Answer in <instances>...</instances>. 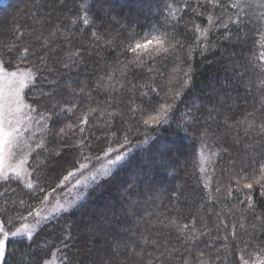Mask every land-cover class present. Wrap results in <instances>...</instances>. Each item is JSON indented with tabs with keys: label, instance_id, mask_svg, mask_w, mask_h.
<instances>
[{
	"label": "trees",
	"instance_id": "trees-1",
	"mask_svg": "<svg viewBox=\"0 0 264 264\" xmlns=\"http://www.w3.org/2000/svg\"><path fill=\"white\" fill-rule=\"evenodd\" d=\"M220 2L223 8H213L206 0H111L104 12L95 6L89 12L102 17V28L99 19L89 26L76 19L82 14L81 0H64L63 4L59 0L3 3L0 58L10 63L7 70L11 72L28 76L29 69L32 73L38 66L41 69L35 86H26L23 93L25 103L35 109L30 112L34 127L24 139L28 175L10 174L6 180L0 179V220L5 221L8 231L35 220L36 216H28L29 210L45 212L54 197L63 195L76 181V175L87 173V178L90 171H104L107 165L100 166L105 158L103 151L109 143L117 147V139L123 143L124 133L131 128L125 146L127 163L110 167L108 176L98 174L82 186L76 195L80 197L85 191L86 196L75 207L46 220L31 241L24 235L15 238L16 243L10 242L6 264H62L65 256L70 264H143L134 253H141L146 261L173 248L178 251L173 253L175 259L169 258L170 264H181L182 259H189L191 264H199V260L241 264V256L249 264L264 261V229L255 219L264 214V196L258 186L252 190L242 187L253 175V153H264V136L256 132L245 136L242 130L237 135V129L229 130L224 122L225 114L229 123H235L255 110V122L259 124L264 114L260 107L264 103V61L260 60L264 54V0ZM57 25L62 35L57 33L50 45L57 53L63 55L83 46L84 62L71 71L55 63L58 56L49 58L47 68L39 64L41 57H49L41 44ZM14 26L24 35L14 34ZM94 30L101 35L99 47L91 36ZM165 31L182 44L168 58L155 46L140 54L141 64L135 63L132 53L122 52L134 39ZM105 40H111V44H104ZM170 43L175 41L161 48ZM205 45L209 50L201 55ZM24 47L34 54L21 60ZM189 65L193 70L190 86L182 87V73ZM149 68L154 71L150 73ZM47 80H55L59 87L53 88ZM41 89L53 95L41 96ZM177 91L181 98L175 101L168 123L145 126L142 121L156 115L152 107L174 103ZM142 92L148 93L143 99L150 103L144 113L132 116L128 109L142 103ZM73 105L72 111H62ZM210 109H215L212 119ZM85 114L88 120L81 125L83 133L67 129ZM61 128L68 132L66 137L58 135ZM205 128L207 135L203 134ZM85 137V143L91 146L81 150L78 145ZM80 163L88 167L62 184L63 177ZM29 183L32 189L27 187ZM34 192L40 193L39 199ZM246 195L253 197L255 214L245 211L246 202L240 203ZM21 215L26 219L18 220ZM193 218L197 231L209 233L196 245L184 243L175 228L164 227L173 219L191 227ZM240 223L246 227L256 223L257 229L244 231ZM233 224L237 225L235 238L231 235ZM224 236L229 237L227 242ZM144 237L148 243H144ZM159 258L163 262L164 258Z\"/></svg>",
	"mask_w": 264,
	"mask_h": 264
},
{
	"label": "snow or ice",
	"instance_id": "snow-or-ice-1",
	"mask_svg": "<svg viewBox=\"0 0 264 264\" xmlns=\"http://www.w3.org/2000/svg\"><path fill=\"white\" fill-rule=\"evenodd\" d=\"M61 4H63L64 0H59ZM207 4L211 5L213 8L215 7H221L223 8L224 5L221 4L220 0H206ZM111 3V0H81V6L79 8V12L82 13L80 16H78L76 19H78L80 22H82L83 25L89 26V25H94L97 22V19L100 20V27H103V19L102 17H95L93 15H89V12L93 10V7L95 6L96 9L99 12H104V6L108 5ZM233 7H236V5H233ZM169 8L171 9V6L169 5ZM76 19L73 20V23L76 22ZM209 23H212L211 19L209 20ZM224 28H227V24H222L221 25ZM195 30L199 31V26H195ZM154 31H157V29H154ZM14 34L18 36H23L24 33L20 32L18 26H14L13 28ZM57 33H61L60 27L57 25L56 27L53 28V30L49 33V36L44 38L43 43L41 44V47L49 53V57H41L39 64L42 65L43 67L47 68L48 63H49V58L52 56H58L59 59L55 61V63L59 64V66L67 71H71L74 67L78 68L80 63L84 62V55L82 51V47L76 48L75 51H67L63 55H60L59 53L56 52L55 47H50V45L53 44L54 41L57 39ZM62 35V33H61ZM205 39H207V30L204 32ZM91 36L94 40V42H97V47H99V41L101 40V35L97 30L92 31ZM150 37V38H149ZM37 40L40 39V36L36 37ZM170 41H175V43H170L169 47H164L161 48L162 45L169 43ZM104 44L110 45L111 40H105L103 41ZM153 46H155L158 49H161V53L164 55L165 58H168V56L171 53H175L177 49L182 48L181 42L175 37L169 35L167 31L165 32H159L157 35H153L151 33L141 36L139 39H134L132 42H130L126 48L122 49V52H130L133 54V56L136 57L135 63L136 64H141L143 61L140 58V54L146 53L148 50H150ZM12 47H15V45H12ZM208 45H205L203 50L201 51V55L204 54L205 51H208ZM11 51V49H9ZM30 54V49L28 47H24L20 53V59L25 60ZM191 50L189 51L188 56L190 57ZM154 61V56L149 57ZM260 60L264 61V54H261ZM184 61H180V63H183ZM129 63H132L131 61ZM7 64V66H6ZM9 62H5L2 58H0V81H3L0 83V160L3 159L4 155V150L5 148L8 149V155L9 157H14L15 153L13 152V147L14 145L18 146V138L21 135V119H29L30 117L27 116V112H34L35 109L31 107V105L25 103L23 93L24 89L26 86H35L36 83V77L40 75V67L38 66L36 69L35 73H32V70L29 69L28 72L30 73L27 76V85L25 84V80L21 79L17 81L15 78L17 77V72H8L7 68L10 67ZM148 71L151 73L154 71V69L149 68ZM192 68L191 65L188 66L187 70L183 71L182 75L185 77L184 82L182 87H189L190 82L192 79ZM53 72L50 70L49 75H52ZM11 77L12 79H9ZM111 77H109L110 79ZM41 79H45L44 77H41ZM50 86L53 88L59 87V85L56 83L55 80H47L46 81ZM264 83V81H262ZM5 86L8 89V96L7 99L5 100ZM99 87V84L97 85ZM135 87V86H133ZM153 92H156V88L151 89ZM40 95L41 96H48L51 97L53 95L52 92H44L42 89L40 90ZM157 95H159V92H157ZM140 96L142 98V103L140 105H133L131 106L128 111L131 113L132 116H135L140 113H144L146 111L145 105H148L150 103L149 100H144L143 97L148 96L147 92H142L140 93ZM181 98V93L179 91L175 92L174 94V103H165L160 105L159 109L155 108L154 106L152 107V111L156 112V115H149L148 119H144L142 123L147 126L149 124H155V125H161V124H166L169 121L170 114L174 112L176 104L175 101H179ZM34 102H39V101H34ZM261 109H264V103H261ZM75 108V105H73L71 108L65 107L62 109V111H72V109ZM90 111L95 112V109H91ZM189 113L192 112V109L188 110ZM215 111V109H210L209 110V119H212L211 113ZM255 110L253 113H248L245 116L244 120H239L236 121L235 123H229V116L225 114L224 116V122L227 128L230 130L232 128L237 129V135L239 132L242 130L244 132L245 136L250 135L252 132H256L259 135L264 136V114H262V120L259 124H256L255 122ZM111 115V114H109ZM251 118V119H250ZM41 119H46V117L42 116ZM88 116L85 114L83 119L79 120L78 124H68L66 127L69 130H75L78 129L80 133H83L85 131L84 127L81 125H84L87 123ZM117 132H113L112 136L116 137ZM128 132H131V128H129L125 133H124V140L123 143H120L119 140L117 139L115 143L117 144V147H112L111 143H109L107 150L103 151V156L106 158L109 155H113L114 159L108 160V165L106 166L105 170L100 173L103 176H108L110 174L109 168L110 167H115L118 164L122 165L127 163V156L128 153L125 150V146L128 144ZM73 134L74 131H73ZM204 135L208 134L207 128L204 129L203 131ZM58 135H60L62 138L66 137L68 135V132L65 130V128H61L59 130ZM87 137L84 139L80 140L78 147L83 150L86 147H90V144H86L85 140ZM146 142V141H145ZM237 143L239 140L237 139ZM41 145H37V147H40ZM251 147L250 145H245V148ZM225 151H227L225 149ZM118 153V154H117ZM83 154V152H82ZM59 155V153H57ZM259 157V159H257ZM96 159H100V157H96ZM26 163L25 159H21L19 161V165L15 168H11V170L17 175L19 174V166L24 165ZM11 167V166H10ZM88 167V164L85 163H80L79 168L75 169L74 171H69L67 173V176L63 177V180L61 183H65L68 181L70 178L74 177L76 175V172L79 171L80 169H86ZM204 169L201 168V171ZM250 172L253 174L251 176L250 182L244 183L243 188L252 190L254 189V186H258L260 189V195L264 196V153H253V156L251 158V167H250ZM258 172L259 176H255L254 174ZM243 178V177H242ZM0 179H7L6 175L2 174V171H0ZM92 179L95 180L96 176L93 175ZM77 183H81L80 181H77ZM240 181H237V191L240 190ZM29 189L33 188V185L29 183L27 185ZM37 187H40L37 185ZM59 187V185L57 186ZM205 187H208L207 184H205ZM53 193L56 191L54 188ZM216 191H219V188L216 189ZM231 191V189H229ZM43 192V188H40V193ZM40 193L34 192V195L36 196L37 199H39ZM48 197L44 196V200H47ZM246 202V209L245 211L251 212L255 214V202L253 200L252 195H246L244 200H241L240 203L244 204ZM43 203V201H41ZM21 205H24V201H20ZM27 208H31L30 205H26ZM235 207V205L233 206ZM65 212L68 211V209H63ZM231 211V210H230ZM28 216L33 217V216H39V212H33L31 210L28 211ZM18 220L23 221L26 219L24 216H18ZM255 219L257 221H260V228L264 229V214L262 215H257L255 216ZM8 224L12 223L11 219H8L6 221ZM162 223V222H161ZM164 227H170V228H175L178 231L179 237H182L184 239V243L192 242L193 245H196L199 241L201 236L204 235H209L208 231L205 230L203 232L197 231L195 228V218H193L192 225L190 227L189 224H183L182 226L177 224L176 220L173 219L169 222V224L164 225ZM227 227V225H225ZM236 224L232 225V237L235 238L236 236ZM239 228L247 231L248 228L252 229L253 231L257 229V224L252 223L248 225L247 227L245 226L244 223L239 224ZM186 233H190L187 234ZM26 235L28 240L31 241L33 237V232L32 230L28 227V225H23L21 228H16L14 231H8L5 228V221L0 220V264H6V256L8 255L7 253V246L8 244L11 243H16L17 241L15 238L21 237ZM223 239L225 242L229 239L228 236H224ZM144 243H148L147 237L143 238ZM152 243H155L154 241ZM167 243V242H165ZM178 251L177 249L173 248L170 251H165V252H160L159 257H163L164 260L161 262L160 258L157 256H151L148 258L146 261L144 260V257L141 253H134L139 261H143V264H153V261H156V264H170L169 258L175 259L173 257V253ZM187 251V249H186ZM200 257L204 256L203 252L199 253ZM219 259V257H217ZM44 264H48L47 261L44 262ZM62 264H70L68 261V258L65 256L62 258ZM181 264H191V261L189 259H182ZM199 264H207L206 260H199ZM241 264H249L248 260H245L243 256H241ZM259 264H264V261H260Z\"/></svg>",
	"mask_w": 264,
	"mask_h": 264
},
{
	"label": "rangeland",
	"instance_id": "rangeland-1",
	"mask_svg": "<svg viewBox=\"0 0 264 264\" xmlns=\"http://www.w3.org/2000/svg\"><path fill=\"white\" fill-rule=\"evenodd\" d=\"M11 72V71H8ZM9 79H12L11 77H9ZM17 81L24 79L25 80V84H27V76L22 73V72H17V77L15 78ZM3 81H0V83H2ZM8 96V89L5 86V100L7 99ZM26 114L28 117H30L29 119H21V135L18 138V146L14 145L13 147V152L15 153L14 157H9L8 155V149L5 148L4 150V155H3V159L0 160V171H2L3 175H10V174H17L15 172H13L11 170V168H15L19 165V161L21 159H25L26 163L24 165H20L19 166V174L21 176H26L28 175V166H27V162L29 160L28 155H25L24 153V148L26 145V141L25 136L27 135V133L30 131L29 129L34 127V123L31 122V117H32V113L27 112ZM110 159H114V156H108L106 158H104L103 164L100 165L102 166H106L108 165V160ZM11 166V167H10ZM94 171V170H93ZM103 171V169H99V172H95L92 173V171H90L89 176L86 178V174L81 175L80 177L78 175H76V178L74 180L72 185H70V188H68V190L63 194V195H59L58 197H54V199L51 201V204H49L47 206V208L44 210L45 212H41L39 213V216H36L35 220L30 221V222H26L24 224H22L20 227H23V225H28V227L32 230L33 234L36 233L45 223L46 220L54 217L55 215H58L62 212H64L63 209H71L72 207H75L77 205V203L79 201H81L87 194L85 191L80 194L81 196L77 197V191L80 190V188L82 186H85V184L87 183H91L93 181L92 176L95 175L97 176L98 174H100ZM85 177V178H84ZM98 178V177H96ZM77 181H80L81 183H77ZM77 183V184H75ZM87 188V187H86ZM76 201V202H75ZM48 264H54V262L52 261H48Z\"/></svg>",
	"mask_w": 264,
	"mask_h": 264
},
{
	"label": "water",
	"instance_id": "water-1",
	"mask_svg": "<svg viewBox=\"0 0 264 264\" xmlns=\"http://www.w3.org/2000/svg\"><path fill=\"white\" fill-rule=\"evenodd\" d=\"M6 0H0V7L3 5V3L5 2Z\"/></svg>",
	"mask_w": 264,
	"mask_h": 264
}]
</instances>
